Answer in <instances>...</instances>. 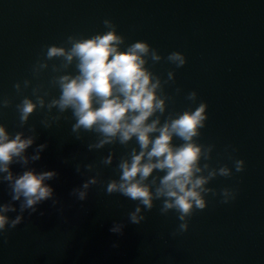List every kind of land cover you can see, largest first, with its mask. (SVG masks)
<instances>
[{"label": "clouds", "instance_id": "clouds-1", "mask_svg": "<svg viewBox=\"0 0 264 264\" xmlns=\"http://www.w3.org/2000/svg\"><path fill=\"white\" fill-rule=\"evenodd\" d=\"M103 25L106 31L90 37L69 35L64 42L67 46H44L46 51L32 66V73L38 78L49 68V61L58 60V64L51 65L54 75L50 77L48 86L58 89L59 95L46 99L50 92L45 90V86H32L28 79L23 81V87L19 82L14 84L17 95L22 96L15 105L20 127H24L38 109L45 111L44 119L40 121L44 128H51L62 118L67 120L64 114L71 112L75 121L71 131L77 140L82 139V133H94L97 137L95 142L87 145L89 151L117 143L127 147L135 139L138 148L132 147L122 155L116 166L118 179L102 182L97 172L72 189L70 195L78 201H85L91 186L106 183L108 195L118 193L136 202L135 209L128 213V222L134 225L145 221L143 213L150 212L155 207L154 202L159 200L160 214L174 211L180 221L172 235L185 233L189 219L197 211L206 209L209 194L213 197L220 195V202L224 204L237 195L232 188H223L217 193L208 187L218 176H233L232 168L226 164L214 168L208 163L215 145L198 142L201 129L206 127L208 105L201 101L195 109L190 106L183 112H167L168 102L174 97L165 92V85L175 83V72L168 71L167 79L162 80L147 65L149 61L156 64L163 59L176 68H182L187 63L186 56L173 51L163 57L143 40L126 44L125 37L118 34L117 26L110 19H105ZM73 65L75 74L67 71ZM29 87L35 100L23 95ZM175 91L179 95L182 90L177 87ZM185 99L196 104L198 94L191 91ZM11 106V99H0V109ZM53 109H56L55 115L52 114ZM28 131L31 134L27 136L23 131L12 135L4 124H0V183L7 184L10 196L8 202L0 203V236L20 225L25 212L32 216L40 204L49 200L54 208L60 203L53 187L47 183L58 173L37 172L29 167L41 159L40 154L47 144L36 146L29 156L27 150L36 140L35 127ZM174 138L182 143L175 144ZM114 158L115 153L110 151L101 163L111 166ZM228 158L233 161L236 173L245 170L243 159H235L231 154ZM14 164H19L24 170L14 173ZM84 168L91 172L94 165L87 164ZM76 172L81 173L80 165H76ZM16 202H19V209ZM57 210L63 212L62 207ZM17 212L14 218L9 216V213ZM39 214L44 215L43 212ZM124 227L123 223L114 222L109 231L122 235Z\"/></svg>", "mask_w": 264, "mask_h": 264}]
</instances>
